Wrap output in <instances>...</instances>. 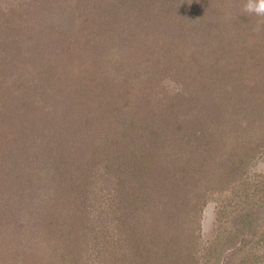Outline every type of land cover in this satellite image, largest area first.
<instances>
[{
  "label": "rangeland",
  "instance_id": "rangeland-1",
  "mask_svg": "<svg viewBox=\"0 0 264 264\" xmlns=\"http://www.w3.org/2000/svg\"><path fill=\"white\" fill-rule=\"evenodd\" d=\"M218 1L219 3L215 8L218 10L216 17L223 21L225 31L224 34L220 32L221 34L215 35L220 37L217 40L221 39V42H216L214 38L207 39L210 34H204L206 36L202 37L203 40H198L195 43L197 47L202 49H207L210 43L215 45L217 62L215 61L216 57H212L211 60H208L210 58H198L190 62L192 57L189 50L188 54L184 55V59L191 63L189 68L190 65H197L200 61L210 63L206 69L207 73L213 66L214 72L217 68L230 67L231 69H237L238 73L232 77L233 80H228L227 73H224L221 77L215 78L217 81L213 86L216 89H210L217 102L223 103V110L219 114L225 116L221 117L219 122L223 123L222 130L227 133L224 135L227 138L224 137L225 141H222L224 143L219 145L222 150L221 154H217L216 150L218 149H214L212 146L208 147L211 151L206 154L204 151L207 147L205 149V145H203L201 146L202 149L193 153L194 155L188 153L187 160L180 154L175 157L182 158L180 159L181 162L187 167L191 165V162L194 164L199 158H204L210 168H215L209 170L211 172L220 171L221 164L224 163L228 157L227 155L232 151L229 148L231 140L228 138L229 136L231 139L233 137L232 126L239 127L242 131L246 127L245 125L236 124L238 121L242 122L243 118L239 119V113L231 112L233 108H236L239 112L242 110L248 113L254 112L252 115H259L264 111V48L258 46L259 38L263 35L261 26L264 23V17H257L244 12L243 6L247 0ZM77 3L78 0H42L41 3H39V0L36 3L35 0H0V62L3 61L1 58L5 59L7 57V62H2L0 65L1 71L5 68L4 72L0 74V94L9 96L11 100L8 105H11L13 101L18 104L21 100L23 104V99H27L28 106L23 110L24 113L21 111L19 113L21 115H14L12 121L18 129L22 125L32 126V130L29 127L30 130L28 129L25 135L23 134L27 143L25 141L23 148L22 146L20 148L23 151L35 150L33 156L38 151L45 157L46 151H43L45 147L42 142H46L52 134L63 129L72 132L71 144L81 154L84 150L83 146H86L87 140L90 138L95 139V143L102 141L99 144L102 151L106 150L113 154L119 150L121 142L123 144L125 139L118 137L116 132L113 131L115 128H111L106 124L108 121H113L112 117L107 118L103 113V108L107 107V103L120 104L121 106L116 107L120 110L124 108L125 111L133 115L134 119L141 121L143 119L141 114L145 112L141 106L144 105L137 104L145 103L150 105L151 108L163 110L166 108V101L176 98L180 99L179 106H183L188 102L185 98L192 94L194 88L191 84L192 80L197 77L194 70L195 66L189 70L183 64V69H188L185 74V77L187 75L185 83H183L179 79L180 77L177 76L178 71H181L182 68L179 65L181 62H177V64L172 62L171 65H174V67L168 66V71L163 70L165 75L158 87L160 99L163 100L161 103L157 98L152 102L141 101L137 104L132 101L129 102L128 99L121 100L120 96L126 97L129 90H133L135 93L136 89H132L135 85L134 76L136 75V72L133 71L134 62L146 60L150 56L155 59L158 56L155 53L152 54L153 49L149 47L148 43L145 44L140 40L142 28L138 30L137 36L128 35L129 42H118L116 37H113L114 31H111L110 34L103 32L107 30L102 29L105 26L102 24L101 18L92 28L85 27L86 23L81 28L83 15H87L88 10L87 7H83L82 10L78 9L76 7ZM24 4H27L26 8H24ZM40 5L42 15L38 14L37 11ZM13 12L15 14L11 15ZM97 13H89L90 20L96 18ZM96 27H98L97 30H95ZM257 28H259V31L256 30ZM253 33L259 34V36L256 35L257 37L253 39L252 36H255L252 35ZM91 35L95 39L102 40V54L97 53L102 70L99 68L98 72L93 71L96 65L93 57L96 54L86 53L80 55L77 50L79 45L82 42L84 43L83 36L86 39L87 36ZM159 43L164 45L162 41ZM221 46L222 48H230V53H227V56L223 53ZM90 47H92L91 44ZM190 47L195 50L193 46L190 45ZM177 56H180L179 51L172 59L177 58ZM104 68L107 73L102 72ZM104 78L109 82L105 89L98 86V83L102 82ZM15 82L18 83L17 87L14 86L16 85ZM9 86L11 88H8ZM140 87L138 83L137 92L144 94V90L139 91ZM163 94L167 97L164 98ZM238 95H242L243 99H246L247 108L238 103L236 97ZM43 98L46 99L45 102H43ZM32 99H35V101H30ZM60 99L62 105L59 102ZM136 99L139 100V98ZM44 103H50V105L46 107ZM201 104H204V100L201 101ZM58 106L61 107L58 108ZM251 107L256 109L251 110ZM91 108H93V111ZM229 108H231V111ZM205 110L212 112L210 107L205 105L200 107L194 114H199L197 115L198 118L206 125L207 121L211 122V120H207ZM50 112L53 115L48 118L47 113ZM165 116L163 115L164 118ZM44 117L46 119H43ZM33 119L36 123H32ZM87 120H90L93 124L87 127L88 130H83L81 126ZM184 123L182 133L188 136L193 128L187 120ZM166 124L158 123L157 125L164 129L163 134L170 140L171 129L165 126ZM140 125H143V123L137 121L134 126L139 129ZM19 131L22 132L23 130L20 129ZM213 133L221 134L219 132ZM213 133L210 130L207 132L209 135ZM19 135L20 133H17L14 137L19 138ZM205 135L206 133L203 135L204 141H206ZM218 138L222 140V137L218 136ZM97 139H99V142ZM32 140L35 143L40 140L41 143L30 148L29 143ZM167 143L169 145L166 149L169 152L174 150L171 146L179 145L176 142L172 145L171 140H167ZM12 144H15V142ZM199 146V141L196 147H194L193 142L187 141L182 143L181 150L189 152L193 148L195 151L196 148L199 149ZM71 148L72 146L70 150L68 149L69 153L67 155L75 153V150H71ZM112 159H106L102 164L106 169L100 166L101 170L99 169L97 178L101 179L93 188L96 191V198L87 210L91 214V219L86 224L91 220L89 225L93 228V232L95 228L94 239L84 240L83 227L79 229L80 232H75L71 227L62 231L63 225L61 224V230L59 231V236L63 238L61 243L54 241L53 245L49 246V243H52L51 239L48 238L49 242L47 238L39 236L35 237L36 241H31L27 234L22 231V224L20 227V222L24 221L20 219V214H24V212H19L16 204L8 205L6 207L9 209V216H6L0 209V264H76L74 258H78V264H150L147 260L149 249L152 251L153 246L155 249L156 247L159 248L152 239L156 242L162 240L159 229H155L158 226L157 221H146L144 216L151 207L161 213L165 203H163V200L156 199H158V196L161 197L159 193L162 194L163 198L166 196L170 184H164V187L162 185L160 191L154 188L139 193L140 191L137 190L143 202L141 200L138 205L140 208L135 210L136 212L132 211L131 207H128L125 202L121 204L117 199V191L120 187L117 179L108 169L110 166L106 167V164L111 162ZM207 159L211 160L208 161ZM106 170L108 171L106 172ZM111 175L112 177L108 179ZM179 176L176 179L177 185H181L178 183L181 178ZM194 179H196V182L195 180L191 181L193 183H190V187H181L182 189L179 192V195L186 196L187 200L196 197L191 202V205L195 206L194 210L191 214L183 211L176 216L167 217L164 223L167 233L173 232L174 235L175 232L177 238L181 239L182 242L190 241V238L193 239L194 236L197 237V251L187 256L186 262H189L188 264H194L195 261L196 264H239L243 262L244 255L251 252L254 258L247 261L246 264H263L264 240L257 249L252 250L251 248L255 246L258 239L264 238V218L257 223L256 235L248 234L245 229L239 230L236 223L241 219L244 202L250 203L249 200L246 201L244 196H240V188L243 187L246 181L251 182L254 186L264 187V153L262 151L258 152L247 176L243 178L246 181L242 186L240 180L232 183L233 185L231 184L230 187L223 185L214 191L212 189L208 190L206 184L208 185L210 174L208 176L206 171L200 176H195ZM41 204L29 206L27 210H24L27 213L25 214L30 216L31 211L49 212V210H54L50 211L49 215L50 217H53L51 214L55 215V208L48 207L45 199ZM59 210H62V208ZM123 213H130L129 218H126L125 221H121L122 216L123 218L126 217ZM135 213L140 217H133ZM153 231H155L154 234ZM132 234H135L133 240L131 239ZM231 237L237 240V248L234 249L231 246L224 248L223 255L221 253L222 256L219 255V258L215 254L214 244L223 243ZM43 238L48 241V244ZM69 239H72V244ZM76 243L80 245L79 250L76 249ZM43 245L51 247L50 250L45 252ZM34 246L38 249H34ZM239 248L241 249L239 250ZM174 260L172 256H169L166 262L176 264ZM160 261L161 258L159 257L151 264H165V262L161 263Z\"/></svg>",
  "mask_w": 264,
  "mask_h": 264
},
{
  "label": "trees",
  "instance_id": "trees-1",
  "mask_svg": "<svg viewBox=\"0 0 264 264\" xmlns=\"http://www.w3.org/2000/svg\"><path fill=\"white\" fill-rule=\"evenodd\" d=\"M36 1L37 0H35V3ZM41 1L42 0H39V3H41ZM82 2H84V4H82ZM217 3H219L218 0H78L76 7L80 10H82L83 7H87L88 10L87 15H83L81 28L84 26V23H86L85 27L92 28L93 25L99 22V18H101L102 24L105 26L102 27V29L107 30L103 32L110 34L111 31H114L113 37L115 36L118 42H129L128 35L135 37L139 33L138 30L142 28L143 31L140 32V40L145 44L148 43L149 47L153 49L152 54L155 53L158 56L155 59H152L153 56H150L146 60L143 59L142 61L139 60V62H134L133 71L136 72V75L134 76L135 85L132 89H136L135 93L133 90H129L126 97L120 96L121 100L125 101L128 99L129 102L132 101L137 104V102L141 101L152 102L157 98L161 103L163 100L160 99L158 87L165 75L163 70L168 71V66L173 68L174 65H171L172 62H175V64L181 62L179 65L182 66V68L181 71H178L177 76L185 83L187 77V75L185 77L186 70L193 69L195 66L194 70L197 77L195 80H192L191 84L194 88L192 89V94L188 98H185L188 102L183 106H179L178 102L180 99L176 98L168 102L166 101V108L163 110L151 108L150 105H146L145 103L137 104L144 105L141 106L142 110H145V112L141 114L143 116L141 121L134 119L133 115L125 111L124 108L120 110L116 107L121 106L120 104L112 105L107 103V107L104 106V115L107 118L109 116L113 118V121H108L106 124L111 128H115L113 131L116 132L118 137L125 139L123 140V144L122 142L120 144L121 148L119 147V150H117V152L115 151L113 154L106 150L102 151L99 145L102 142H99L100 138L97 139L99 143H95V139L93 138L88 139L86 146H83L84 150L81 154V152L71 144L72 132L70 133V131L64 130L63 128V130L52 134L51 137L49 136L50 138L47 139L46 142H42V145L45 147L43 148L44 150H42L46 151L45 157L38 151H36V155L33 156L32 154L35 150L32 151V149L28 151L24 150V152L22 149L26 141L24 135L29 127L31 128L32 126L28 124L26 126L22 125L18 129L16 125H13L14 122L12 120L14 115H21L19 114L21 111L24 113L23 110L28 106L26 103L27 99H23V104L21 100L18 104L13 101L11 105H8V102L11 100L9 96H2L0 94V209L6 216H9L10 212L6 206L16 204L19 212H24V214H20V219L24 220L20 222V227L22 224L23 226L21 229L27 234L29 240L36 241L35 237L39 236L47 239L50 238L52 243L48 239L50 242L49 246L53 245L54 241L56 243H61L63 239L59 236L61 224L63 225L62 231L65 229L68 230L71 227L75 232H80L81 230L79 229L83 227L82 234L84 240L89 238L94 239L95 228L93 232V228L89 225L91 220L86 224L89 219H91V214L87 210L96 198V191L93 188L101 179L97 178V173L101 170L100 166L105 168V166L102 165L105 160L113 158L111 162L106 164V167L110 166L108 169L114 178L117 179L118 186L120 187L117 191V199H119L121 204L125 202L128 207H131L132 211L138 210L140 208L138 207L139 203L141 200L143 202L137 190L140 191L139 193H142L143 190H152L154 188L160 191L162 185L164 187V184H170V189L165 194L166 196L163 198L162 194L159 193L161 197L158 196V199H156L163 200V203H165L161 213H158L156 209H152L153 207H151L146 211L144 216L146 221H157L158 226L155 229H159L162 240L156 242L152 239L159 248L156 247L155 249L153 246L152 251L149 249L151 253L148 252L147 260L151 264L156 258L160 257L161 263L165 262V264H168L166 260L169 256H172L176 264L189 263L186 262V257L197 251V237L194 236V240L190 238V241L182 242L181 239L177 238L175 232L174 235L172 234L173 232L168 234L166 226L164 225L167 217L176 216L183 211H185L184 213L191 214L195 208V206L191 205V202L196 197L187 200L186 196L183 197L179 195L180 189H182L181 187H190V183H193L191 181L195 180L196 182V179H194L195 176H200L205 173V171L208 176L210 174L208 185L206 184L208 190L212 189L214 191L218 189L219 186L223 185L230 187L232 183L240 180L242 186L246 181V179L243 178L247 176L258 152L262 151V153H264V111L261 112V114L259 113V115H252L254 112L248 113L244 110L239 112L236 108H233L231 111V108H229L231 112L240 114L239 119L243 118L242 122L238 121L236 124L245 125L246 127L242 131L239 127L232 126L235 134L233 133L232 139L230 136L228 137L231 140V142L229 141V148L232 151L227 155L228 157L224 163L221 164L220 167L222 168L220 171H209L215 168H210L204 158H199L198 161H195V165L191 162L189 167L181 162L180 159L182 158H175L180 154V156L187 160L188 153L193 154L197 150L202 149L203 147L201 148V146L203 145H205V149L207 147L204 153L206 152V154H209L211 150H209L208 147L212 146L214 149H218L216 150L217 154H221L222 150L219 145L224 143L222 142L225 141L224 137L227 138V136H224L227 133H224L222 130L223 123L221 124L219 122V119L221 121V117L225 116L219 114V112L223 110V103L217 102L216 97L211 94L210 89H216L215 86H213L217 81L215 78L221 77L224 73H227L228 80H233L232 77L236 76L238 73L237 69H231L230 67L225 69L217 68L214 72L213 66L209 73H207L206 69L210 63H202V61H200L197 65H190L189 68V64L191 63L184 59V55L188 54V50L191 51L189 53L192 57L190 62L198 58H210L208 60H211L212 57H216L215 45L210 43L207 49H202L197 47L195 43L198 40H203L202 37L209 34L210 37L207 39L214 38L217 42V39L220 37L215 34H224V23L221 19L216 17V14H218V10L215 9ZM26 5L27 4L23 5L24 8H26ZM40 8L41 5L38 7L37 11L38 14L42 15ZM96 12H98V16H94L96 17L94 18L95 20L92 17L90 20L88 15ZM13 14H15V12L11 13V15ZM41 18L43 17L41 16ZM261 27L263 35L259 38L258 46L264 48V23ZM97 29L98 27H96L95 30ZM252 35H255L252 36L253 39L259 36V34L257 35L255 33ZM83 40L84 43L82 42L77 48L78 52L80 55L86 53L90 55L96 54V56L93 57L96 63L93 71L98 72L99 68L102 70L100 58H97V53L99 55L102 54V40L95 39L93 35L87 36L86 39L83 36ZM161 41L164 42V45L159 43ZM218 42H221V39H219ZM90 44L92 47H90ZM188 44L193 46L195 50L191 49ZM220 48H222V46ZM229 49V47L222 48L226 56L227 53H230ZM178 51L180 56L172 59V57L177 55ZM1 60L3 61L0 62V65L2 62H7V57L5 59L1 58ZM216 60H218L217 57L215 58V61ZM183 64L187 66L188 69H183ZM4 70L5 68H3L2 71L0 68V74L3 73ZM102 72L107 73L105 68ZM108 83V80L104 78L102 82L100 81L98 83V86L104 87L105 89ZM138 83L141 86L139 91L142 92L144 90L146 94L137 92ZM17 85L18 83L14 86L17 87ZM8 88H11V86ZM205 92H207V94H205ZM162 96L164 98L167 97L165 94ZM236 97L239 104L246 106V99H243L242 95ZM136 98H139V100ZM181 100L183 101V99ZM202 100H204V104L210 107L212 111H204L206 112L207 120H211V122L207 121L206 125L198 118L197 115L199 114H194L200 107L205 106L201 104ZM30 101H35V99ZM45 101L46 99L43 98V102ZM59 102L62 105L61 99ZM76 102L78 103L79 100ZM44 104L46 107L50 105V103ZM4 105L6 106L4 107ZM60 107L61 106H58V108ZM253 107L250 109H256ZM106 109L107 111H105ZM42 110L44 111L45 109ZM91 110L93 111V108H91ZM52 115V112L47 113L48 118ZM55 115H57V113H55ZM163 115H166L165 118ZM43 119H46V117ZM186 120L189 122L191 128H193L190 134L188 133V136L182 133V128H184L182 126L185 124L184 121ZM137 121L143 123V125H140L139 129H136V126H134ZM32 123H36L35 119H33ZM158 123H167L165 126L171 129V144L173 145L174 142H176L180 145L176 144L175 146H171L172 149L174 148L173 152H169V150L166 149L169 145L167 140H170L165 137L162 132L164 129L160 128V125H157ZM92 124L90 120H87L86 123H83L81 128H83V130H88L87 127L90 125L92 126ZM39 126L41 127V125ZM20 129L23 131L20 132ZM209 130L211 133L219 132L221 134L213 133L209 135L207 134ZM17 133H20L19 138L14 137ZM205 133L206 141L203 140V135ZM218 136L220 138L222 137V140L219 139ZM42 137L43 135L41 138ZM187 141L193 142L194 147L198 145L199 141V149L196 148L194 151L193 148L190 147L191 149L189 152L186 150L182 151L181 145L183 142ZM14 142L15 144H12ZM36 142L37 143L33 140L30 141L29 147H35L36 144L39 145L41 143L40 140ZM21 146L22 148H20ZM71 146V150H75V153L67 155ZM211 159L207 160L210 161ZM107 171L108 170H106V172ZM215 173H217V175H215ZM112 175L108 179H110ZM179 175L181 178L178 183L182 186L176 183V179ZM239 191L240 196H244L246 201L249 200L250 203L244 202L242 205L244 209L241 214V219L236 223V226L239 230L245 229L248 234L256 235L257 223L264 218V187L262 186V188H260V186H254L251 182L246 181ZM44 199L48 207L52 209L55 208V215L51 214L54 219L49 215L51 213L50 211L54 210H49V212L29 210L31 211L30 216L26 215L27 213L24 210H27L29 206L42 205L41 203ZM251 199H253V201H251ZM167 201L168 203H166ZM247 207L249 208L247 209ZM58 208H62V210ZM147 212L149 213L148 215ZM124 214L125 213H123V215ZM125 215V218H123V216L121 217V221H125L126 218H129L130 213ZM134 215L133 217H140L137 213ZM152 233L154 234L155 231ZM134 237L135 234H132L131 239L133 240ZM45 238L43 239L47 241ZM263 240L264 238L258 239L255 246L251 249L253 250L260 247ZM236 241L234 237H231L227 238L223 243L214 244L215 246H213V248L215 254L221 257L223 255V249L228 246L236 249L238 246V242ZM69 242L72 244V239H69ZM43 246L45 252L49 251L51 248L49 246L46 247L47 245ZM34 249H38V247L34 246ZM76 249H80L78 243H76ZM240 249L241 248H239V250ZM253 258L254 255L251 252H247L243 257V262L239 264H246L247 261ZM78 262V258H74V263L78 264ZM194 264H196V261Z\"/></svg>",
  "mask_w": 264,
  "mask_h": 264
},
{
  "label": "clouds",
  "instance_id": "clouds-1",
  "mask_svg": "<svg viewBox=\"0 0 264 264\" xmlns=\"http://www.w3.org/2000/svg\"><path fill=\"white\" fill-rule=\"evenodd\" d=\"M243 10L257 17H264V0H247L243 6ZM256 30L259 31V28Z\"/></svg>",
  "mask_w": 264,
  "mask_h": 264
}]
</instances>
